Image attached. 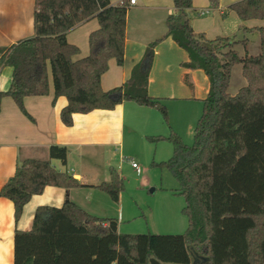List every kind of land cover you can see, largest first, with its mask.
<instances>
[{
	"label": "trees",
	"instance_id": "trees-1",
	"mask_svg": "<svg viewBox=\"0 0 264 264\" xmlns=\"http://www.w3.org/2000/svg\"><path fill=\"white\" fill-rule=\"evenodd\" d=\"M214 6L219 0H210ZM176 13L167 18L164 37L150 43L143 60L123 85L104 90L102 75L115 59L124 64L127 16L130 7L113 6L111 0H35V35L4 51L2 60L14 69L8 91L25 113L26 96L48 95L51 71L54 102L67 98L61 110L66 126L74 114L113 110L126 101L155 108L168 120V110L148 92L149 73L156 45L172 36L185 49L188 68H201L209 77L210 90L204 100L192 145L172 133V157L160 163L179 182L184 196L183 212L189 220L184 233H121L118 221L88 213L73 201L61 207L41 205L31 230L17 229L13 264H149L151 258L164 263L264 264V53L240 56L237 44L247 47V38L196 34L187 11L193 0H173ZM241 20H263L264 0H238L229 6ZM96 17L99 28L89 35L90 52L80 53L67 33L76 25ZM259 31L264 46V24L242 31ZM242 63L247 85L235 95L228 92L232 69ZM155 139H162L157 137ZM68 148L53 145L50 159L66 165ZM47 186L82 187L77 178L57 169L47 159H26L0 195L14 203L20 219L31 197ZM114 201L119 200L125 181L116 169L111 180L97 185Z\"/></svg>",
	"mask_w": 264,
	"mask_h": 264
},
{
	"label": "crops",
	"instance_id": "crops-1",
	"mask_svg": "<svg viewBox=\"0 0 264 264\" xmlns=\"http://www.w3.org/2000/svg\"><path fill=\"white\" fill-rule=\"evenodd\" d=\"M137 5L138 0L132 6L138 8ZM170 8L176 10L174 2ZM206 9L210 7L201 10ZM34 11L35 0H0V91H8L15 77L13 67L5 65L2 60L4 51L35 35ZM248 21L250 20L240 22H243L242 26H246L244 23ZM86 22L87 20L76 25L67 33L68 41L81 48L74 59L85 57L90 52L85 40H81V36L73 32ZM221 22L225 21H219ZM190 23L196 34L208 33L199 30L194 21ZM238 23L237 21L236 25ZM158 24L161 25V21H154L147 36L140 39L133 32L129 33L127 21L124 64L119 65L115 59L109 61V69L101 78L104 90L121 86L131 78L133 69L143 60L148 45L166 35L168 27L165 26V30L157 33ZM99 26L95 23L86 31L84 29V36L88 39L90 33ZM257 26L262 25L246 27L251 29ZM206 37L216 38L213 35ZM189 61L188 52L180 47L172 36H166L155 47L148 92L151 97L157 98L166 106L168 120L155 108L126 101L113 110L97 109L89 113L74 114L73 125L66 126L60 114L67 104V98L60 96L54 102L53 79L48 95H31L24 98L27 113L20 109L11 96L3 98L0 111V193L14 174L17 165L31 158L50 160L57 169L69 172L84 186L70 189L47 186L42 193L31 197L18 222L15 220L14 203L0 195V264H13L15 231L31 230L35 212L41 205L61 207L66 202L73 201L92 215L116 219L119 232L128 234H135L124 229L130 227L132 220L139 216H144L147 220L154 218V215L158 214L154 207L150 205L145 209L141 204L131 201V197L127 200L126 187L120 192L118 201H114L108 193L97 187L102 182L111 180L112 168L123 178L124 164L135 161L127 156V153L136 152V149L140 150L137 157L143 158L146 172L139 177V189L145 190L155 186L152 190L157 194L155 196L159 206L162 203L175 212V221L165 220L162 225L174 231L187 230L189 220L183 212L186 200L179 193L180 185H174L170 181V188L162 186L164 166L160 163L168 161L174 153V145L168 139L172 133L180 136L186 144H193L196 126L203 114L204 100L209 94L208 75L201 68H188L186 63ZM157 137L162 139H155ZM53 145L68 148L66 165L57 159H50V147ZM98 161L103 165L98 164ZM58 162H61V166ZM101 167L104 168L103 173L99 171ZM152 167L162 171L163 176L159 183L147 176ZM149 175L151 176L150 173ZM100 193L108 197L99 195ZM179 196L183 197V204ZM109 200L117 204V210H113ZM144 210H147V213ZM149 222L148 220L147 226L153 233Z\"/></svg>",
	"mask_w": 264,
	"mask_h": 264
},
{
	"label": "rangeland",
	"instance_id": "rangeland-1",
	"mask_svg": "<svg viewBox=\"0 0 264 264\" xmlns=\"http://www.w3.org/2000/svg\"><path fill=\"white\" fill-rule=\"evenodd\" d=\"M207 1L209 3H207ZM193 0V7L192 9L187 11V17L189 21H194L195 25L199 30H203V32H208L204 33L205 35H213L216 37L222 36V37H231V38H236V39H242L244 37L247 38V47H245L243 44H237L235 46V50L239 53L240 56H244L247 53L249 55H258L261 53H264V46L262 45L261 41V35L259 32L251 31V32H244L242 31L243 27L246 26H254V25H263L264 21L263 20H250L248 22H245L244 24L246 26H242L243 22L241 23L240 18L238 15L229 9V6L238 1V0H219V5L214 6L211 4L210 0ZM155 5L161 6V7H153ZM173 7V1L172 0H138V8H135L134 6H130L129 11H128V30L129 33L133 32L134 35H136L138 38L143 39L147 36L148 32L150 29H152L153 22L154 21H161V25H157V33L160 32L161 30H165L167 26L163 21H167V18L170 14L175 13V9H171L170 7ZM210 7L209 12L205 15H202L200 13L202 8ZM223 11V12H222ZM219 21H225L224 23ZM239 23L236 25V22ZM215 22V23H214ZM95 23H98L99 21L97 18H92L87 20L86 23L83 24L82 27L74 30L73 32L75 34H78L81 36V40H85V44L89 46V38L87 39V36H84V29L86 31L87 28L91 27ZM242 26V27H241ZM215 28V30H214ZM79 47V46H78ZM90 48V47H89ZM80 51L81 48L79 47ZM52 74L51 71L49 72V77H50V84L52 81L51 78ZM248 81L244 77L243 72H242V63H237L233 69H232V77L230 81V86L228 89V92L231 95L237 94V92L242 88L243 86L247 85ZM193 143V142H192ZM137 150V151H136ZM136 152H131L127 153L129 157H132L139 165L141 172L138 173L137 168L132 167V162L128 161L127 163L124 164V169L122 172L123 178L125 180V195L127 200L133 201L134 203L137 202L138 204H141V207H145V209L151 205L152 208L156 211H158V214L154 215V218L150 217L148 220L151 222V230L154 234H179L184 232L182 231H174L171 229H168L167 227L162 225V222L164 223L165 220L171 219L173 222L175 221V212L171 207L164 206L162 203L160 204L163 209L159 206L157 203V198L155 195V190H152L155 188L149 187L144 189H139L141 184V181L139 177L143 176L145 172V167H144V161L143 158H138V154H140V150L136 149ZM59 160V159H57ZM61 161V160H59ZM59 166H61V162ZM100 165H103L102 162H97ZM58 165L57 163H55ZM99 171L101 173L104 172V168H100ZM161 169H156V168H151L147 176L151 177L154 182L159 183V180H161ZM164 172V179H162V186L165 188H170L172 185H170V181L174 185H179V182L177 179L170 173V171L164 167L163 169ZM173 185V186H174ZM177 185V186H178ZM142 186V185H141ZM162 193V192H159ZM168 193V192H164ZM103 195L104 197L105 194H99ZM160 195V194H158ZM179 198L182 200V204L184 203V199L182 196H179ZM110 201V200H109ZM111 205H113V210H117V204L112 203L110 201ZM116 204V205H115ZM166 208V209H164ZM169 209V210H167ZM172 209V210H171ZM161 210V211H159ZM145 212L147 210H144ZM147 213V212H146ZM138 215V214H136ZM174 216V217H173ZM148 220L144 216H139L138 218L132 220L131 224L129 225L130 227H124L126 230H131L133 233H148L150 232L147 222ZM178 222V218L176 219ZM161 223V225H160ZM176 230V228H175ZM177 232V233H176ZM165 264H176V263H165Z\"/></svg>",
	"mask_w": 264,
	"mask_h": 264
},
{
	"label": "built area",
	"instance_id": "built-area-1",
	"mask_svg": "<svg viewBox=\"0 0 264 264\" xmlns=\"http://www.w3.org/2000/svg\"><path fill=\"white\" fill-rule=\"evenodd\" d=\"M136 2H137V0H111V4H112L113 6H121V7H123V6L130 7V6H132V5H135ZM208 12H209V9L201 10V11H200V13H201L202 15H205V14H207ZM131 162H132V166H133L134 168H137L138 173H140V172H141V169H140L138 163L135 162V161H131Z\"/></svg>",
	"mask_w": 264,
	"mask_h": 264
},
{
	"label": "water",
	"instance_id": "water-1",
	"mask_svg": "<svg viewBox=\"0 0 264 264\" xmlns=\"http://www.w3.org/2000/svg\"><path fill=\"white\" fill-rule=\"evenodd\" d=\"M202 261H203L202 258H200V257H195V262H194V264H201ZM150 264H161V262H160L158 259H156V258H151V259H150Z\"/></svg>",
	"mask_w": 264,
	"mask_h": 264
}]
</instances>
